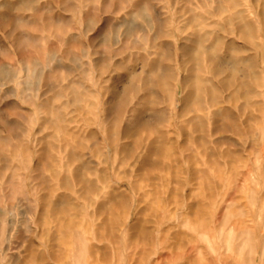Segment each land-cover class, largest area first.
<instances>
[{"label": "rangeland", "instance_id": "1", "mask_svg": "<svg viewBox=\"0 0 264 264\" xmlns=\"http://www.w3.org/2000/svg\"><path fill=\"white\" fill-rule=\"evenodd\" d=\"M260 12L0 0V264H264ZM179 21L188 32L169 46ZM197 92L186 129L181 103Z\"/></svg>", "mask_w": 264, "mask_h": 264}, {"label": "bare ground", "instance_id": "2", "mask_svg": "<svg viewBox=\"0 0 264 264\" xmlns=\"http://www.w3.org/2000/svg\"><path fill=\"white\" fill-rule=\"evenodd\" d=\"M247 2H248V0H246ZM236 3H237V1H236ZM254 3L257 5V7L261 10V12H260V16H259V18L262 20L261 22L264 24V0H254ZM238 4H239V2H238ZM238 6H240V5H238ZM236 7H237V5H236ZM248 11V10H247ZM246 11V12H247ZM258 12H259V10H257ZM239 12V11H238ZM237 12V13H238ZM240 14H241V12H240ZM246 13H244V15H245ZM259 14V13H258ZM247 15V14H246ZM249 15H250V13H249ZM248 15V16H249ZM239 16H241V15H239ZM251 16V15H250ZM252 17V16H251ZM243 19L245 18V17H242ZM247 18V17H246ZM245 18V20H247ZM250 18V17H249ZM253 18V17H252ZM259 19V20H260ZM193 20L195 21V26L196 27H198V29L199 28H203V24L202 23H197L196 24V21H198L199 19L195 16L194 18H193ZM239 20V19H238ZM241 20V19H240ZM239 20V21H240ZM239 21H237V22H239ZM242 22V21H241ZM244 22H246V21H243V23ZM250 22V21H249ZM242 23V25H244ZM248 24V23H247ZM252 24V23H251ZM191 25H193V24H191ZM190 25V26H191ZM240 24L238 23V26H239ZM241 25V26H242ZM210 26H214V24H211ZM244 26H246V27H243L242 28V31H243V29L245 28L246 30H244V32L246 33V34H248L249 36H252V37H250L251 39L253 38V31H254V29L252 30H250L249 28V25H244ZM188 27H189V25L188 24H185V23H183L182 21H179L178 22V24H177V28L176 29H172L171 31H168L167 33H166V36L165 37H167V38H170L171 39V42H170V44H169V46L171 45V46H174V44H176L175 42H176V40H177V38H178V36H179V34H187V32H188ZM238 29V28H237ZM240 31H241V28H240ZM163 32V31H162ZM253 32V33H252ZM212 33H215V35H217V32L216 31H214V32H212ZM159 34V33H158ZM210 34V33H209ZM245 34V35H246ZM259 34V33H258ZM161 35V34H160ZM164 35V34H163ZM205 35V34H204ZM208 35V34H207ZM241 35H242V33H241ZM260 35V34H259ZM264 35V34H263ZM159 36V35H158ZM197 36H199V35H197ZM214 36V35H213ZM247 36V35H246ZM248 36V37H249ZM202 37V36H201ZM203 37H205V36H203ZM217 37H218V35H217ZM216 37V38H217ZM238 37V36H237ZM247 39V38H246ZM254 39H256V38H254ZM262 39V38H261ZM173 40V41H172ZM185 42H187V41H190V39H188L187 37H185L184 39H183ZM182 40V41H183ZM200 41V40H199ZM199 44H200V42H199ZM203 45V43L200 45V46H202ZM160 48V47H159ZM185 48V47H184ZM184 48H183V50H184ZM198 48H200V47H198ZM206 48V47H205ZM215 50L216 49H212V51H211V49H210V51L207 49V52H210V54H212V57L214 56V58H216V55H217V52H215ZM243 50V49H242ZM185 51V50H184ZM201 48L198 50V51H194V52H196L195 54V60L197 61V60H199V56H200V53H201ZM206 51V50H205ZM205 51H203L202 53H204ZM240 51V50H239ZM239 51H236V53L237 52H239ZM206 52V53H207ZM246 52V51H245ZM244 52V50H243V52H241V53H245ZM164 59H165V55H164V53H162V55L160 56V58H159V60H158V62H157V64L155 65V67H154V70L156 71V72H161V71H163V61H164ZM217 60H218V58H217ZM243 62H245V61H243ZM249 62V61H248ZM247 62V63H248ZM246 63V62H245ZM199 65V64H198ZM200 67V66H199ZM248 67H250V66H248ZM142 69L144 70L145 69V65L143 64L142 65ZM252 74H254V73H252ZM163 82L164 83H162V84H164V85H168V84H166V82H165V80L163 79ZM195 84L198 82L197 80H194L193 81ZM245 86V85H244ZM184 87L186 88V84L184 83ZM240 88H243V87H240ZM239 90V89H238ZM198 93V92H197ZM196 94V93H195ZM194 94V95H195ZM192 96V98L191 99H184V101L181 103V107H182V115H185V111H189L190 110V108L191 107H193V105L194 104H196L197 102V100H198V98H200V93H198V96ZM236 95H237V93H236ZM238 98V97H237ZM237 98H236V100H237ZM194 99L196 100V101H194ZM188 101H191L190 103H188ZM200 101V100H199ZM195 102V103H194ZM216 103V102H215ZM216 106H217V103L215 104ZM219 112V111H218ZM221 112V111H220ZM217 115H220V114H217ZM215 126V125H214ZM188 145V144H187ZM211 155V154H210ZM238 158V157H237ZM256 194V193H255ZM258 195H259V193H257ZM169 201V200H168ZM222 201V200H221ZM255 201V200H254ZM220 202V201H219ZM256 202V201H255ZM254 205H256V204H254ZM207 205H205V207H206ZM258 206V205H257ZM204 207V206H203ZM256 207V206H255ZM190 210H191V214H192V216H198L197 214H195V213H197V211L199 210V204L197 205H193V206H191L190 207ZM256 210V209H255ZM146 212V211H145ZM144 212V213H145ZM141 213H143L142 211L141 212H139V215L141 214ZM203 214V213H202ZM202 214H200V215H202ZM262 215V214H261ZM261 217V216H260ZM261 220V219H260ZM145 222L144 221H141L139 218H137V219H135V225L133 226L134 228H132L133 230H135V235H136V237H142V236H144V235H146L147 234V231H146V229H145V224H144ZM106 224V223H105ZM110 225H112V224H110ZM220 226V225H219ZM236 226V225H235ZM218 227V226H217ZM219 229V228H218ZM112 232V231H111ZM113 233V232H112ZM116 233V232H115ZM98 234V233H97ZM111 234V233H110ZM110 234H107V235H110ZM148 234H149V231H148ZM111 237V236H110ZM113 237H114V235H113ZM115 237H116V235H115ZM119 237V236H118ZM229 237H231L230 235H229ZM102 238V237H101ZM134 238H135V236H134ZM138 238V239H139ZM105 239V238H104ZM107 240H109L110 241V238L109 239H107ZM118 240V239H117ZM116 240V241H117ZM229 240H230V238H229ZM105 241H106V239H105ZM115 241V240H114ZM116 243V242H115Z\"/></svg>", "mask_w": 264, "mask_h": 264}, {"label": "crops", "instance_id": "3", "mask_svg": "<svg viewBox=\"0 0 264 264\" xmlns=\"http://www.w3.org/2000/svg\"><path fill=\"white\" fill-rule=\"evenodd\" d=\"M236 93H238L237 89H236ZM236 97H238L237 99L240 100V101L242 99L245 100V103H243L242 106H240V107H244L246 105V103H247L245 97L243 95H241V96L236 95ZM184 118H185L184 119V124L186 125V129H187V125L189 126L190 124H192V109L191 108H190V110L188 112L185 111ZM103 147L105 148V154H104V157H105L104 158V165H105V167H104V171L106 173L110 174L111 173V151H107V148H109V145L106 142V140L104 141V146ZM100 170H102V169H100Z\"/></svg>", "mask_w": 264, "mask_h": 264}]
</instances>
